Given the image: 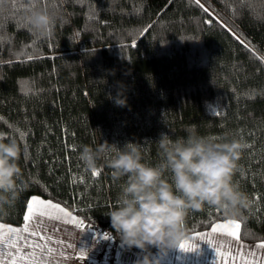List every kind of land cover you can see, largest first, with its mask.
<instances>
[{
    "label": "trees",
    "instance_id": "trees-1",
    "mask_svg": "<svg viewBox=\"0 0 264 264\" xmlns=\"http://www.w3.org/2000/svg\"><path fill=\"white\" fill-rule=\"evenodd\" d=\"M24 2L0 4V134L21 149L0 222L21 224L39 195L124 249L157 254L128 249L111 228L107 212L126 181L107 167L113 153H100L92 176L80 152L132 142L155 165L160 134L176 140L194 126L247 146L232 178L247 207L235 218L207 205L189 211L186 235L231 219L241 241H264V0H44L56 21L45 38L26 26Z\"/></svg>",
    "mask_w": 264,
    "mask_h": 264
},
{
    "label": "clouds",
    "instance_id": "clouds-1",
    "mask_svg": "<svg viewBox=\"0 0 264 264\" xmlns=\"http://www.w3.org/2000/svg\"><path fill=\"white\" fill-rule=\"evenodd\" d=\"M25 24L38 38H45L55 17L44 0H25ZM118 107L126 100L115 99ZM159 163L143 162L140 145L128 142L122 148L104 142L98 149L84 146L80 160L90 171L97 170L102 152L113 153L106 162L116 178L126 177L114 206L107 212L111 228L123 246L147 252L156 248L160 255L177 247L185 238V218L189 211L206 205L219 208L226 217L239 216L247 207V195L233 183L241 144L232 140L217 143L195 132L172 140L161 133L157 140ZM21 149L15 139H0V206L14 196ZM139 264H158L145 255Z\"/></svg>",
    "mask_w": 264,
    "mask_h": 264
},
{
    "label": "crops",
    "instance_id": "crops-1",
    "mask_svg": "<svg viewBox=\"0 0 264 264\" xmlns=\"http://www.w3.org/2000/svg\"><path fill=\"white\" fill-rule=\"evenodd\" d=\"M32 197H37L45 201H51L39 195H31L26 202L24 217L28 211V202ZM72 215L76 218L73 213ZM228 220L231 219L215 223H227ZM3 224L11 228H22L25 224V220L23 219L22 223L19 225ZM45 226L47 227V232L44 233L45 235H52L55 239L63 241V243L49 244L52 252L47 253L43 259L30 258L27 260H17V264H75L76 259L81 257L82 252L83 256H94L95 254L100 253L105 244V240L99 235L97 236L92 227H85L83 225L77 227L75 221L72 223L46 221ZM228 231H234L238 234L239 229H236L235 225H232ZM207 233H211V227L204 231L186 235L185 238L179 242L176 248L168 250L165 255H160L159 253H133L119 246L117 249V261L119 264H139V262L143 260L144 256L148 255L150 261H158V264H225L222 257L216 255V249L218 245L224 243L225 241H229L230 238L226 235L218 233L212 234L210 239H212L213 243L209 247L204 240L199 238L201 234ZM31 239L35 240L36 238L33 237ZM182 242L186 245L196 246L195 250L191 252L180 250L179 245ZM240 242L245 245V248L243 249L244 252L248 253L251 250L256 253L255 257H252L250 254L245 257L246 260L250 261V264H264V248L258 249L255 247L264 241L246 243L240 240ZM41 243H47V241H43ZM69 245L72 246L69 247ZM231 248L234 253L238 251L235 241L231 242ZM0 250H2V247H0ZM29 251V249H25V252ZM21 255H24V253L22 252ZM6 264H11V262L6 261ZM234 264H241V262L237 261L234 262Z\"/></svg>",
    "mask_w": 264,
    "mask_h": 264
},
{
    "label": "snow or ice",
    "instance_id": "snow-or-ice-1",
    "mask_svg": "<svg viewBox=\"0 0 264 264\" xmlns=\"http://www.w3.org/2000/svg\"><path fill=\"white\" fill-rule=\"evenodd\" d=\"M4 0H0V4H3ZM2 11V9H0ZM25 22V20H24ZM23 135V134H22ZM0 139H4L0 134ZM242 147H247L242 145ZM99 172L92 171V176L98 175ZM25 224L22 228H11L3 223H0V264H6V261H10L11 264H17V260L27 259H43L47 253L52 252L49 247L51 243L62 244L63 241L55 239L52 235H45L47 227L46 221H56L61 223H72L75 221L76 226L79 227L83 222L76 220L70 210H67V206L53 201H45L37 197H32L28 202V211L24 217ZM235 225L236 229H239V224L234 220H228L227 223H215L211 226V233L201 234L200 239L210 247L213 243L210 237L212 234L226 235L230 239L217 246L216 255L221 256L225 261V264H234V262H241V264H250V261L245 257L249 254L252 257L256 256L254 251L244 252L245 245L240 242V237L237 232L228 231V229ZM36 238L35 240L31 238ZM107 235L102 239H108ZM40 241V242H38ZM47 241V243H41ZM235 241L238 251L233 252L231 248V242ZM72 245H69L71 247ZM180 250L185 252L194 251L196 246L186 245L181 243L179 245ZM256 248H264V242L255 246ZM25 249H29V252H25ZM223 250V251H222ZM24 255H21V253ZM83 257V252L81 253Z\"/></svg>",
    "mask_w": 264,
    "mask_h": 264
},
{
    "label": "built area",
    "instance_id": "built-area-1",
    "mask_svg": "<svg viewBox=\"0 0 264 264\" xmlns=\"http://www.w3.org/2000/svg\"><path fill=\"white\" fill-rule=\"evenodd\" d=\"M92 228L97 236L99 235L102 238L107 235L109 238L104 239L105 244L99 254H95L94 256L84 255V258L79 257L76 259L75 264H119L117 261L118 240L97 227Z\"/></svg>",
    "mask_w": 264,
    "mask_h": 264
}]
</instances>
